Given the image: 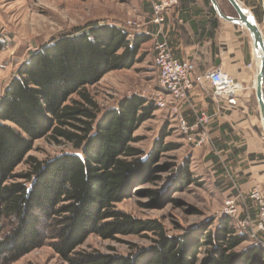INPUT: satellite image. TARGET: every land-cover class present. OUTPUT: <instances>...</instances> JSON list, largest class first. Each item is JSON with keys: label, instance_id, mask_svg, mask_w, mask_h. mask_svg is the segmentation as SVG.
Returning a JSON list of instances; mask_svg holds the SVG:
<instances>
[{"label": "trees", "instance_id": "trees-1", "mask_svg": "<svg viewBox=\"0 0 264 264\" xmlns=\"http://www.w3.org/2000/svg\"><path fill=\"white\" fill-rule=\"evenodd\" d=\"M86 27L31 51L0 96V264L46 243L64 264H264V249L241 246L249 237L227 216L169 234L157 219L118 208L139 181L159 178L156 169L169 173L166 188L174 192L199 183L188 158L157 164L176 144L162 137L148 151L134 145L153 102L132 94L103 107L88 88L107 71L129 68L145 38L115 25ZM41 138L73 151L42 160L26 155ZM22 162L26 169L17 172ZM90 234L150 236L126 253H103L79 248Z\"/></svg>", "mask_w": 264, "mask_h": 264}, {"label": "rangeland", "instance_id": "rangeland-1", "mask_svg": "<svg viewBox=\"0 0 264 264\" xmlns=\"http://www.w3.org/2000/svg\"><path fill=\"white\" fill-rule=\"evenodd\" d=\"M221 1L223 8L234 15L235 11L231 5L226 0ZM247 1L246 5L243 1L239 2L255 17L264 35V0ZM134 2L135 0H0V40L3 43L0 50V96L16 73L18 65L28 58L29 53L42 44L58 39L62 34L87 31L88 24L96 23L118 26L133 36L142 24V18L136 9L138 3L133 5ZM142 43L136 61L129 68L107 71L97 84L88 87L101 106H113L122 97L132 94L140 95L154 104L155 100L163 95L153 64L154 43L145 46ZM159 111L163 110L154 111L153 117L143 121L134 132L140 137L134 145L148 151L153 142L161 140L162 137L163 144H176L172 149L161 153L157 164H179L188 158L189 172L199 179V184H191L181 191L174 192L175 187L166 188L169 173L156 169L159 170L155 172L159 178L151 181L142 179L132 189L131 197L124 199L117 206L137 218L157 219L169 234L197 228L208 218L215 219V224L218 217L227 216L223 213L224 200L204 180L196 176L197 169L191 159V146L183 140L174 116H165L164 112ZM67 151H73L69 144L41 138L33 142L26 155L42 160ZM25 169L24 162L16 167L17 172ZM230 219L236 230L249 237L241 246L253 244L264 249V233L251 225V219H239L237 214ZM243 220H246L245 230L239 229ZM149 236L150 234L146 237L129 235L120 236L118 240H103L90 234L79 248L103 253H126L131 244H148ZM11 264L64 263L46 243Z\"/></svg>", "mask_w": 264, "mask_h": 264}, {"label": "crops", "instance_id": "crops-1", "mask_svg": "<svg viewBox=\"0 0 264 264\" xmlns=\"http://www.w3.org/2000/svg\"><path fill=\"white\" fill-rule=\"evenodd\" d=\"M153 1L133 3H138L137 13L142 18L135 34L145 38L144 46L165 41L175 58L194 66L193 88L187 98L159 112L173 115L175 121L181 115L189 124L205 117L204 144L190 145L196 176L222 200L234 199L237 218L255 221L256 204L249 193L254 188L264 192V131L255 96L257 55L251 36L243 26L212 13L205 0H179L156 25L151 20ZM217 2L225 15L232 16L221 0ZM216 76L232 80L233 93L215 96L210 81Z\"/></svg>", "mask_w": 264, "mask_h": 264}, {"label": "built area", "instance_id": "built-area-1", "mask_svg": "<svg viewBox=\"0 0 264 264\" xmlns=\"http://www.w3.org/2000/svg\"><path fill=\"white\" fill-rule=\"evenodd\" d=\"M179 0H154L151 3V20L154 24L160 25L164 19L165 11L177 5ZM153 64L156 69L157 82L160 95L155 100L156 109H165L174 102L183 101L187 98L189 91L193 88L192 73L194 66L187 60L175 58L168 44L165 41H158L154 44ZM215 96H229L233 93L234 83L223 76L213 77L210 81ZM177 128L185 142L191 146H202L206 140V133L202 125L206 122L203 115L193 124H189L181 115L176 119ZM249 197L255 201L257 218L251 222L254 228L264 233V192L254 188ZM227 216L233 217L237 214V206L232 198L224 200V212ZM243 220L239 229L245 230Z\"/></svg>", "mask_w": 264, "mask_h": 264}, {"label": "water", "instance_id": "water-1", "mask_svg": "<svg viewBox=\"0 0 264 264\" xmlns=\"http://www.w3.org/2000/svg\"><path fill=\"white\" fill-rule=\"evenodd\" d=\"M217 16L228 22L239 24L249 32L254 51L257 55V71L255 75V96L259 106L260 117L264 131V35L259 29L258 23L251 12L243 7L238 0H227L234 9L236 16L225 15L217 0H209Z\"/></svg>", "mask_w": 264, "mask_h": 264}, {"label": "bare ground", "instance_id": "bare-ground-1", "mask_svg": "<svg viewBox=\"0 0 264 264\" xmlns=\"http://www.w3.org/2000/svg\"><path fill=\"white\" fill-rule=\"evenodd\" d=\"M256 63V62H255Z\"/></svg>", "mask_w": 264, "mask_h": 264}]
</instances>
